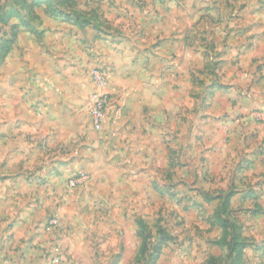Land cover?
Listing matches in <instances>:
<instances>
[{
    "label": "rangeland",
    "instance_id": "1",
    "mask_svg": "<svg viewBox=\"0 0 264 264\" xmlns=\"http://www.w3.org/2000/svg\"><path fill=\"white\" fill-rule=\"evenodd\" d=\"M261 65L264 0H0V264H264Z\"/></svg>",
    "mask_w": 264,
    "mask_h": 264
},
{
    "label": "crops",
    "instance_id": "2",
    "mask_svg": "<svg viewBox=\"0 0 264 264\" xmlns=\"http://www.w3.org/2000/svg\"><path fill=\"white\" fill-rule=\"evenodd\" d=\"M262 69V74L258 75V80H259V87H253L251 88L249 94H247V92L244 93V100H249L252 102V105L255 108H259L261 110H264V65H261L260 68H258V71L261 72ZM257 71V70H256ZM250 84V83H249ZM245 95H247V98L245 97ZM251 105V106H252ZM251 106H248L249 108ZM52 108H55V105H51ZM247 107V105H246ZM253 107V108H254Z\"/></svg>",
    "mask_w": 264,
    "mask_h": 264
},
{
    "label": "built area",
    "instance_id": "3",
    "mask_svg": "<svg viewBox=\"0 0 264 264\" xmlns=\"http://www.w3.org/2000/svg\"><path fill=\"white\" fill-rule=\"evenodd\" d=\"M95 103L96 105L92 111V115H93L94 126L96 129H99L100 121L102 118V107L104 105V102L98 98Z\"/></svg>",
    "mask_w": 264,
    "mask_h": 264
},
{
    "label": "trees",
    "instance_id": "4",
    "mask_svg": "<svg viewBox=\"0 0 264 264\" xmlns=\"http://www.w3.org/2000/svg\"><path fill=\"white\" fill-rule=\"evenodd\" d=\"M216 218H217V221L220 223V225H222V228L224 230H226L227 229V222L225 220L221 219V217L219 216L218 213H216Z\"/></svg>",
    "mask_w": 264,
    "mask_h": 264
}]
</instances>
